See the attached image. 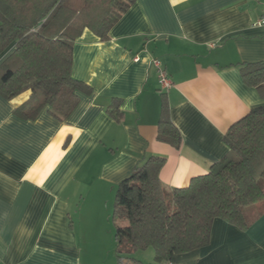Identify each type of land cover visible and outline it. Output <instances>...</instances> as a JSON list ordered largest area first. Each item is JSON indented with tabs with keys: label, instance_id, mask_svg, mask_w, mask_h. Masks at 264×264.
<instances>
[{
	"label": "crops",
	"instance_id": "obj_1",
	"mask_svg": "<svg viewBox=\"0 0 264 264\" xmlns=\"http://www.w3.org/2000/svg\"><path fill=\"white\" fill-rule=\"evenodd\" d=\"M263 18L264 0H136L108 40L89 29L77 38L72 75L86 89L65 120L48 107L34 120L18 116L30 90L11 100L0 95V264H93L96 248L118 264V184L149 156H162L160 180L172 205L175 188L227 153L229 128L264 106L240 70L264 61ZM155 58L173 82L166 93L180 148L158 140ZM115 99L120 120L108 113ZM250 213L246 230L216 218L206 246L171 261L264 264V201ZM134 256L158 264L153 249Z\"/></svg>",
	"mask_w": 264,
	"mask_h": 264
},
{
	"label": "trees",
	"instance_id": "obj_2",
	"mask_svg": "<svg viewBox=\"0 0 264 264\" xmlns=\"http://www.w3.org/2000/svg\"><path fill=\"white\" fill-rule=\"evenodd\" d=\"M136 0H0V95L11 100L26 90L29 98L15 109L24 119H36L46 108L65 120L86 89L72 75L74 44L89 29L101 40ZM244 83L264 99V61L241 64ZM162 105L158 140L180 148L182 136L170 117L167 93ZM119 99L108 113L122 118ZM227 153L210 171L195 176L189 185L175 188L172 205L160 172L166 159L151 155L117 186L112 221L115 224L118 264H138L137 251L153 249L158 264L176 254L206 246L213 222L221 218L248 229L250 210L264 201V106L253 109L233 124L224 136ZM68 142H66L67 145Z\"/></svg>",
	"mask_w": 264,
	"mask_h": 264
},
{
	"label": "built area",
	"instance_id": "obj_3",
	"mask_svg": "<svg viewBox=\"0 0 264 264\" xmlns=\"http://www.w3.org/2000/svg\"><path fill=\"white\" fill-rule=\"evenodd\" d=\"M260 23H264V18L261 19ZM152 63L157 69L158 81H159L161 90L164 92L168 91L172 87L173 82H172L167 70L162 65V62L157 58L153 59ZM162 264H173V262L167 261V262H164Z\"/></svg>",
	"mask_w": 264,
	"mask_h": 264
},
{
	"label": "rangeland",
	"instance_id": "obj_4",
	"mask_svg": "<svg viewBox=\"0 0 264 264\" xmlns=\"http://www.w3.org/2000/svg\"><path fill=\"white\" fill-rule=\"evenodd\" d=\"M69 2L75 6H81L83 5V0H69ZM264 183V180H262ZM93 251L95 252V259H94V263L93 264H107L106 261V255L104 253V251L102 252V249L96 248L93 249ZM87 255H84V260L88 263V261L86 260ZM104 259V260H103ZM90 264V263H89Z\"/></svg>",
	"mask_w": 264,
	"mask_h": 264
}]
</instances>
